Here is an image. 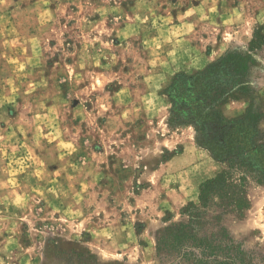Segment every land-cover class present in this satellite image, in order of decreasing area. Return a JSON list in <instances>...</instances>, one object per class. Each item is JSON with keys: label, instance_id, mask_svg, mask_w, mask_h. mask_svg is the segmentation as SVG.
Instances as JSON below:
<instances>
[{"label": "rangeland", "instance_id": "rangeland-1", "mask_svg": "<svg viewBox=\"0 0 264 264\" xmlns=\"http://www.w3.org/2000/svg\"><path fill=\"white\" fill-rule=\"evenodd\" d=\"M202 1L0 0V264H163L159 231L225 164L168 122L162 91L264 36V0ZM251 51L221 112L264 144V44ZM246 196L219 225L261 261L264 184Z\"/></svg>", "mask_w": 264, "mask_h": 264}, {"label": "trees", "instance_id": "trees-1", "mask_svg": "<svg viewBox=\"0 0 264 264\" xmlns=\"http://www.w3.org/2000/svg\"><path fill=\"white\" fill-rule=\"evenodd\" d=\"M264 44L255 35L247 51L232 50L217 62L193 73L179 72L162 94L169 103L168 122L191 126L199 146L225 164L200 185L198 203L183 210L186 220L164 226L156 239V253L163 264H264L257 261L220 226L225 214L240 215L248 207L251 181L264 184V144L253 140L252 118L227 119L221 108L230 99L244 96L242 79L253 62L252 51ZM214 221L217 231L205 232Z\"/></svg>", "mask_w": 264, "mask_h": 264}, {"label": "crops", "instance_id": "crops-1", "mask_svg": "<svg viewBox=\"0 0 264 264\" xmlns=\"http://www.w3.org/2000/svg\"><path fill=\"white\" fill-rule=\"evenodd\" d=\"M204 1V0H203ZM202 1V3H203ZM210 3H212V0H210ZM189 24H186V22L184 24H182L181 26L184 28H187ZM179 28V27H178ZM189 28V27H188ZM190 29V28H189ZM176 36V35H175ZM186 35L184 36V34L179 37V36H176V37H173V44H183L184 46L187 47V49L190 50V45L188 44V42H186V39H185Z\"/></svg>", "mask_w": 264, "mask_h": 264}]
</instances>
